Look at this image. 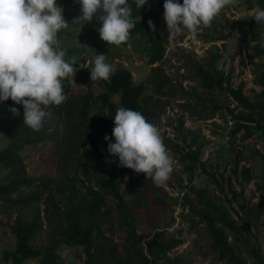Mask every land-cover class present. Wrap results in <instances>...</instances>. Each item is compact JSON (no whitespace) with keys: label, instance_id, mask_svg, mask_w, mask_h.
Wrapping results in <instances>:
<instances>
[{"label":"rangeland","instance_id":"1","mask_svg":"<svg viewBox=\"0 0 264 264\" xmlns=\"http://www.w3.org/2000/svg\"><path fill=\"white\" fill-rule=\"evenodd\" d=\"M57 4L63 8V16L69 25L57 34V38L67 57L75 56L78 60L74 66L79 69L74 77L77 86L73 87L65 78L63 89L67 100L46 109L43 126L47 137L19 152L17 168L22 176L33 181L7 193L0 190V264H6L3 252L15 249L13 225L16 220H32L37 215L36 209H39L40 218L31 245L42 251L55 245L59 264H88L83 247L62 242L60 228L63 222L59 214L66 206L58 197L66 183H72L73 176L85 180L82 170L84 165H90L84 156L85 150L93 159L98 158L103 171L113 172L131 219V228L124 227V210L114 196L106 194L105 204L97 216L99 229L96 232L100 235L94 264H114L116 259L112 254L121 257L131 246L135 247L131 261L141 264L142 255H147V242L157 234H161L164 241L178 239L182 234L185 237L182 244L167 253L170 261L158 259L154 264H229L219 257V251L206 232L203 214L213 218L218 214L205 202L207 198L217 206H224L237 223L238 235L225 229L237 257L244 264H260L261 261L264 264V140L256 136L246 139L244 131L234 132L235 121L227 108H234L236 104L225 89H206L195 68L198 65L206 69L218 50L220 58L215 68L223 73L224 88L228 83L233 87L243 83L244 95L254 99V94L262 89L255 83V76L264 71V56L252 58L248 46L257 43L253 38L264 32V26L252 29L250 13L256 7H264L258 0H235L233 5L221 10L210 26L201 25L196 38L186 33L174 41L167 39L169 33L162 20L166 52L162 62L152 65L148 63L146 49L156 32L136 30V25L144 19L145 13L140 12L132 16L135 27L130 29L128 41L109 49L108 62L115 68L128 69L134 85H144L142 100L146 109L153 113L149 122L159 128L175 161L170 179L164 186L157 187L145 174L117 166L118 157L107 151L108 143H114L115 139L108 129L100 126L98 106L91 102L84 112L81 111L80 95L92 93L98 96L104 88L100 80L90 81L89 68L79 66L85 63L91 66L97 55L96 48L107 42L99 36L100 24L95 17L91 22L79 18L80 6L76 0H57ZM155 69L170 82L158 83ZM112 100L121 107L119 95L113 96ZM217 106L221 109L214 111ZM253 115L257 119L260 117L259 111ZM16 119L17 114L11 112L7 124ZM4 127L1 122L0 152L10 145ZM106 135L110 141L104 139ZM87 137L94 140L103 156H97ZM195 149H200L202 163H196L191 173H184L188 164L182 158ZM247 169L249 174L244 177L243 170ZM212 173L216 181L211 177ZM136 174L137 179L132 183ZM15 175L16 170L0 165V184L11 181ZM43 183L48 185L47 189ZM89 186L94 187V184L85 181L83 191L87 192ZM33 192L38 193L39 201L23 205V200L30 198ZM39 262L38 257L28 259L24 264Z\"/></svg>","mask_w":264,"mask_h":264},{"label":"clouds","instance_id":"2","mask_svg":"<svg viewBox=\"0 0 264 264\" xmlns=\"http://www.w3.org/2000/svg\"><path fill=\"white\" fill-rule=\"evenodd\" d=\"M80 6V19L91 22L95 17L102 41L108 45H121L128 41L132 20V4L128 0H76ZM141 9L146 0H133ZM235 0H164L163 19L174 41L181 35L196 38L200 26H210L214 18ZM63 8L57 0H0V101L11 99L23 106V124L39 131L47 117L46 109L59 106L67 100L63 83L65 78L73 86L79 70L75 56L67 57L57 34L67 28ZM255 22L264 26V9L256 7L250 13ZM148 26L155 31L153 21ZM259 46L264 48V32ZM67 57V59H66ZM90 81L111 83L115 67L103 53L94 57ZM14 114H19L13 107ZM112 137L107 151L118 157V167L145 174L157 187L164 186L174 171L175 161L163 142L159 128L139 111L119 107L114 116ZM110 141L109 136H105ZM110 161H106L108 163Z\"/></svg>","mask_w":264,"mask_h":264},{"label":"trees","instance_id":"3","mask_svg":"<svg viewBox=\"0 0 264 264\" xmlns=\"http://www.w3.org/2000/svg\"><path fill=\"white\" fill-rule=\"evenodd\" d=\"M132 4V16L144 12V19L136 25V30L141 33H152V29L148 26V21L154 22L156 34L152 37V42L146 49V55L148 57L149 64L160 63L163 61L166 52V39L161 33V21L164 13V0H146V4L141 9H137L133 0H128ZM180 3L183 0H179ZM258 4L264 7V0H258ZM259 24L254 19L250 22V27L255 28ZM260 35L253 38V41L257 43L252 47L248 46V49L252 51V58H258L264 56V48L259 46ZM116 45L103 44L96 48V53H103L106 57L109 56V49ZM216 54L210 61L206 69L196 66V75L200 79L201 84L208 90H215L217 88L225 89L229 96L232 98L236 106L234 108H227L231 119L235 121L234 132L244 131V138H251L253 136L262 138L264 140V71L259 72L255 76V83L262 89L259 93L254 94V99L249 98L243 93V83L238 86H231V83L224 88V77L222 71L215 68L216 62L219 60V51L216 50ZM72 52V51H71ZM156 71V78L160 84H168L170 81L168 78L163 77L158 69ZM100 85L104 88V92L98 96H94L92 93L89 95H80L82 98V112L85 111L93 102L99 108L100 113V126L108 129L112 133L114 125V116L116 114L117 106L112 100L113 96H120L121 107L130 108L135 111L141 112L149 121L153 116V113L148 111L142 100L144 93V85H134L131 72L125 68H115V74L111 77V83H107L100 80ZM15 107L18 110L16 121L8 123L7 117L11 115V108ZM221 109L219 106L215 107L214 111ZM237 109H240L237 111ZM241 111V112H240ZM259 111V119L255 118L253 112ZM23 106L16 105L9 99L8 101H0V123L5 124L4 132L7 139L10 141V145L5 147L0 152V165L6 168H12L16 170L15 178L11 181L0 184V190L7 192L21 186L30 184L33 180L31 178L22 176L20 169L17 165L20 162L19 152L26 146H31L40 143L47 137L44 126L39 131H33L31 128L23 124ZM8 127V128H7ZM89 142L94 147L97 156H103L100 148L94 142L91 137H87ZM185 143L187 141L183 139ZM190 146V145H189ZM84 156L90 165H84L82 174L85 176V180H80L77 176H73L72 183H66V188L61 189L58 192L59 200L65 204L66 209L59 217L62 219L63 224L60 228V235L62 242L68 246H81L84 248V253L87 256L88 264H94L97 254L96 242L99 239L100 233L98 230L97 216H99L102 207L105 204L106 194H110L116 198L119 206L124 210L123 226L131 228V219L127 206L124 204L123 196L120 191V185L117 183L113 172L103 171L100 166V162L97 159H93L90 154L85 150ZM182 161L185 164L184 173H191L192 168L196 163H202L200 160V149L189 150ZM17 165V166H16ZM16 166V167H15ZM244 177H247L249 170H243ZM138 174L132 178V183L137 179ZM211 177L216 181L215 174L212 173ZM85 181L92 182L94 187H88L87 192H84L82 187ZM182 183V180H179ZM44 189H47L48 185L43 183ZM264 188V185L262 186ZM232 196L236 197V193L231 191ZM242 196V194H241ZM243 198V197H242ZM38 193L33 192L30 198L24 199L22 204L25 206L37 203ZM116 201V202H117ZM204 201V198L203 200ZM205 202L210 207L218 212L216 217H211L207 213L203 214L204 219L207 222L206 232L213 240V246L219 251V257L226 259L229 264H244L236 255L233 247L227 238L225 229L230 230L235 235H238L240 229L237 223L230 217L227 209L222 205H215L213 200L207 198ZM238 202V201H237ZM238 204H240L238 202ZM57 209V205H54ZM244 210L245 207L241 206ZM58 210V209H57ZM37 215L29 221L24 219L16 220L13 225V231L16 234V246L14 250H5L3 252V260L6 264H24L28 259L40 258V264H59L56 261L55 245L51 248L44 249L43 251L35 248L31 245V237L36 230L37 221L40 218L39 209H36ZM59 218V219H60ZM134 237V235H131ZM185 234H182L178 239H172L164 241L161 238V234H157L151 241L147 242V255H142L141 264H154V261L158 259H165L170 261L167 257V253L180 244H182ZM135 247L131 246L127 252L117 257L112 254V257L116 259L114 264H133L130 259V255L134 252ZM259 257V255H257ZM148 257H151L150 259ZM260 264H263L261 261Z\"/></svg>","mask_w":264,"mask_h":264}]
</instances>
